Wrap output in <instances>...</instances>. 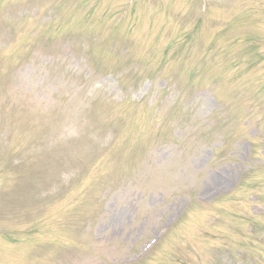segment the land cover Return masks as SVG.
I'll list each match as a JSON object with an SVG mask.
<instances>
[{
	"label": "rangeland",
	"instance_id": "374dc122",
	"mask_svg": "<svg viewBox=\"0 0 264 264\" xmlns=\"http://www.w3.org/2000/svg\"><path fill=\"white\" fill-rule=\"evenodd\" d=\"M0 264H264V0H0Z\"/></svg>",
	"mask_w": 264,
	"mask_h": 264
}]
</instances>
